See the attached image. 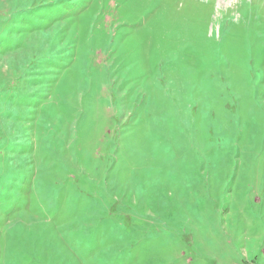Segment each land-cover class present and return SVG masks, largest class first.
Wrapping results in <instances>:
<instances>
[{"label": "rangeland", "instance_id": "rangeland-1", "mask_svg": "<svg viewBox=\"0 0 264 264\" xmlns=\"http://www.w3.org/2000/svg\"><path fill=\"white\" fill-rule=\"evenodd\" d=\"M0 264H264V0H0Z\"/></svg>", "mask_w": 264, "mask_h": 264}]
</instances>
